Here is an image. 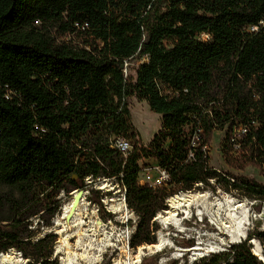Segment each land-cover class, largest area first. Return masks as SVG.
Instances as JSON below:
<instances>
[{"label": "trees", "instance_id": "1", "mask_svg": "<svg viewBox=\"0 0 264 264\" xmlns=\"http://www.w3.org/2000/svg\"><path fill=\"white\" fill-rule=\"evenodd\" d=\"M132 59L134 76L124 71ZM131 96L161 116L148 144ZM219 130L223 171L209 154ZM115 136L130 141L127 155L111 147ZM147 160L168 172L167 185L140 182ZM248 166L264 171V0H0V253L59 264L56 234L32 241L33 217L52 218L58 193L88 176L125 186L137 247L156 242L169 186L188 192L214 180L264 200V184L235 173ZM198 264L264 260L245 240Z\"/></svg>", "mask_w": 264, "mask_h": 264}, {"label": "rangeland", "instance_id": "2", "mask_svg": "<svg viewBox=\"0 0 264 264\" xmlns=\"http://www.w3.org/2000/svg\"><path fill=\"white\" fill-rule=\"evenodd\" d=\"M205 36L202 33L197 38H204ZM176 43H178L176 38L165 37L163 39L165 46H172ZM136 66V59L128 62L127 68L130 75H135ZM128 104L133 124L139 132L140 139L144 144H148L161 127V116L151 110L147 101L136 96L129 97ZM224 137L225 131H215L209 148L211 165L221 171L228 169L221 151ZM146 164L148 166H143L139 173L141 183L148 182L150 173L156 172V167L159 166L155 160H147ZM235 173L255 178L258 182L264 184V171L261 172L257 167L248 166L244 170L235 171ZM104 182L108 183L111 189L102 188L101 185ZM199 184V188L188 192H207L208 195L204 202L208 203L209 209L201 203L198 206L192 205L189 213L179 210L180 226L174 223L164 224L157 213L154 218L156 222L155 241L161 233L168 241V245L161 251L144 249L138 261L136 258L138 246L132 247L130 242L127 243L128 238L131 241L137 224L134 221V216L127 213L121 202V189L115 178L85 179V185L82 188L86 190V195H84L86 204L83 207L85 225L82 230L83 234L80 235L81 244H77L79 238L75 237L69 239L68 245H64L62 234H66V231L58 232L57 230L59 227L57 219L62 214L64 205L71 198L74 190L69 194L63 190L58 193L55 200H57L59 206L52 218H49L48 211L45 210L40 211L33 217L32 229L35 230V235L32 241L43 237L46 233L56 234L53 256L57 258L59 264H198L204 255L193 256L194 251L191 250L198 244L204 247L207 244H213L214 246L218 244V250L221 252L227 250L232 244L245 240L251 244V250L254 253V248L259 246L264 255V244L259 238V233L264 232V200L248 195L243 189L219 186L214 180H211L209 185ZM3 191L9 193L11 189L4 188ZM169 191L172 192L170 195L183 192L174 191L172 186H169ZM14 194L18 195L19 193L15 192ZM112 197L116 198L114 204L110 201ZM227 199L244 202L249 208V220L245 221L247 223L245 224L247 228L245 237L232 240L228 233H221L220 231L218 216L213 211L215 212L219 207L218 202H225ZM49 201V199L46 200V202ZM166 204V207H168L167 201ZM117 206L120 208L118 209ZM226 208V205L220 207V216L223 215V217L231 219L229 209ZM238 211H240V208H238ZM46 221H49L51 225H46ZM12 250L13 259L3 260V256H0V264L27 263L28 260L20 251L16 248L9 251ZM80 253H84L85 256L81 257ZM257 256L264 260L259 255Z\"/></svg>", "mask_w": 264, "mask_h": 264}, {"label": "bare ground", "instance_id": "3", "mask_svg": "<svg viewBox=\"0 0 264 264\" xmlns=\"http://www.w3.org/2000/svg\"><path fill=\"white\" fill-rule=\"evenodd\" d=\"M102 188H105L107 190L111 189L109 187L108 183H102ZM77 190L75 189L73 193L71 194V198L66 202L64 205L62 214L57 219L58 224V232H65L66 234H62V240L64 245L69 244L70 238L78 237L77 244H81L80 241V235L83 234V226L85 225L84 221V213H83V207L86 204V190H83V194L77 205L73 206L74 197ZM207 192H181L179 194H173L168 197V207L158 213V216L161 218L162 222L164 224H176L180 226L181 219L178 218V211L183 210L185 213H189L190 208L192 205L203 204L205 208L209 209V205L207 202H204V200L207 197ZM116 198L112 197L110 198V201L115 202ZM114 204V203H113ZM219 207L215 212L213 213L218 216V226L220 227L221 233H228L232 240H235L237 238L245 237L247 234L245 224H247L245 221L249 220V208H247L246 203L238 201V200H225V202H218ZM226 207L229 209V214L231 219H227L226 217L220 216V207ZM114 207V206H113ZM118 208V206H117ZM120 208V207H119ZM118 208V209H119ZM226 208V209H227ZM238 208H240V211H238ZM65 230V231H64ZM68 231V232H67ZM166 245H168V241L163 237V235L160 233L158 236V239L155 243L152 244H143L138 246L137 250V261L140 259L141 254L143 253L144 249L149 250H156L161 251ZM207 250L213 249V244H207V246H202L201 244H198L197 246L191 248V250L194 251L193 256H203L208 253ZM210 248V249H209ZM254 251L257 255H259L261 258L264 259V255L262 254L261 248L258 246L254 248ZM13 250L10 252H2L3 260H10L13 259ZM12 254V255H11ZM81 257H84V253H80Z\"/></svg>", "mask_w": 264, "mask_h": 264}, {"label": "built area", "instance_id": "4", "mask_svg": "<svg viewBox=\"0 0 264 264\" xmlns=\"http://www.w3.org/2000/svg\"><path fill=\"white\" fill-rule=\"evenodd\" d=\"M128 62L126 61L125 62V67H124V71H125V73H127L128 72ZM111 147L112 148H115V149H117V150H119L120 152H122L124 155H127V153L130 151V149H131V143H130V141L128 140V139H126L124 136H115L112 140H111ZM87 179H93L92 177H90V176H88L87 178H86V180ZM168 179H169V174H168V172L164 169V168H162V167H160V166H157L156 167V172H152V173H150V175H149V180H148V182H146V183H148V184H150V185H152V186H154V187H159V186H162V185H167V183H168ZM119 185V187H120V189H121V202H122V204L124 205V207H125V209H126V211H127V213H131L133 216H134V221H135V223L137 222V216H136V214L134 213V211L133 210H131L129 207H128V204H127V199H126V188H125V186H122V185H120V184H118ZM166 201H168V198H167V200ZM129 242H130V238H128V241H127V243L129 244ZM218 244H216L215 246H214V248L213 249H211L210 251H208V253L206 254V256L207 255H209V254H211V253H215V252H220L218 249ZM205 256V255H204Z\"/></svg>", "mask_w": 264, "mask_h": 264}, {"label": "water", "instance_id": "5", "mask_svg": "<svg viewBox=\"0 0 264 264\" xmlns=\"http://www.w3.org/2000/svg\"><path fill=\"white\" fill-rule=\"evenodd\" d=\"M77 192L75 194V197H74V201H73V206L75 207L77 205V203L79 202V200L81 199L82 197V194H83V189H76Z\"/></svg>", "mask_w": 264, "mask_h": 264}]
</instances>
